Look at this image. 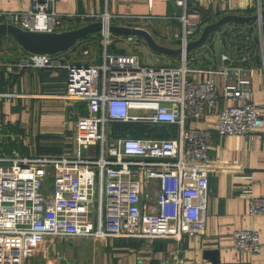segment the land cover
Returning a JSON list of instances; mask_svg holds the SVG:
<instances>
[{
	"label": "built area",
	"instance_id": "obj_1",
	"mask_svg": "<svg viewBox=\"0 0 264 264\" xmlns=\"http://www.w3.org/2000/svg\"><path fill=\"white\" fill-rule=\"evenodd\" d=\"M53 1L29 0L26 9L1 11L0 22L29 31H60L63 19L74 15L56 12ZM174 3L183 5V0ZM107 17H100L105 25ZM178 19L181 30L174 35L183 48L199 32L201 14L185 11ZM101 33L106 44L104 25ZM184 58L182 54L177 66H144L134 54L103 52L97 62L79 63L62 61L55 54L26 53L9 64L62 70L64 92L58 96L84 103L85 114L74 123L67 154L23 156L12 151L7 157L0 151V264H22L41 247L49 249L57 237L177 242L202 227L210 130L186 127L184 121L214 107L218 94L209 78L186 76ZM209 70L222 77L220 97L230 101L218 110L216 134L245 135L260 127L263 119L249 99L246 68L226 65ZM114 122L174 124L177 131L162 138L132 136L114 133ZM152 179L157 180L153 186ZM246 196L247 213L264 214V195ZM140 198L149 202L145 211ZM231 236L239 251L260 249L253 229L236 228ZM159 264L183 263L174 252Z\"/></svg>",
	"mask_w": 264,
	"mask_h": 264
},
{
	"label": "crops",
	"instance_id": "obj_2",
	"mask_svg": "<svg viewBox=\"0 0 264 264\" xmlns=\"http://www.w3.org/2000/svg\"><path fill=\"white\" fill-rule=\"evenodd\" d=\"M28 4L29 0H0V12L26 9ZM258 4L260 8L264 7V0H183V5H176L174 0H54L53 8L56 12L74 15L71 19H63L64 25L60 30L100 20L105 14L108 16V24L141 27L149 32L156 43L178 47L179 38L174 34L180 33L178 16L183 12L198 11L201 14L200 11H204L212 14L207 22L202 23L203 26L226 13L251 15ZM233 25L248 36L245 49L240 53H235L224 36V29ZM95 31L101 32V29ZM107 34V37L110 34L114 39H106L104 44L102 35L98 60L106 52L134 54L144 66H177L173 63L176 57L180 58L181 65V55L153 51L141 36L121 35L110 31ZM4 35L7 38L0 46V142H3V145L0 143V151L5 155L6 137L16 136L22 137L26 143L23 145L26 150L21 149L19 152L23 156L35 154V151L42 153L37 152L38 148L45 149L43 151L52 150L55 155L69 153L74 123L79 116L85 114L84 103L83 113L79 114V102L58 96L64 92L62 70L9 65L27 52L11 36ZM127 36H131V39L127 40ZM118 41L126 50L119 48L118 51L109 52L108 46ZM84 43L82 41L74 48L69 47L55 55L62 61L90 63L86 59H76L77 54H71L75 50H78V54L83 53V50L87 53ZM138 47L148 49L147 62L140 61ZM223 53L227 55L224 60L220 57ZM192 54L199 55L200 59L190 57ZM184 56L186 76L195 79L209 78L218 94L214 107L204 111L197 119L184 121L186 127L210 130L206 152L207 195L201 212L202 227L192 234L183 235L177 242L169 238L57 237L55 239L60 244L52 241L49 249L43 250L41 247L26 256L22 264H159L163 260H169L174 252L181 257L183 264H264V214L249 215L246 211L247 194L264 195V13L259 20L223 24L210 32L203 44L186 51ZM226 65L246 68L249 99L259 107L263 119L260 127L245 135L219 136L215 132L218 110L230 101L220 97L222 77L209 69L217 70ZM120 123L131 124L130 128L138 133L137 136L147 134L162 138L174 136L177 131L174 124L164 125L165 130H155L152 134V127L163 125ZM128 131L125 128L117 133L129 134ZM11 151L17 153L15 149ZM155 183L157 180L152 179V186ZM243 190H246L245 194ZM148 203L146 199L140 198L141 211L147 209ZM236 228L256 231L260 243L257 253L239 251L233 246L231 232ZM45 255L48 257L45 258Z\"/></svg>",
	"mask_w": 264,
	"mask_h": 264
},
{
	"label": "water",
	"instance_id": "obj_3",
	"mask_svg": "<svg viewBox=\"0 0 264 264\" xmlns=\"http://www.w3.org/2000/svg\"><path fill=\"white\" fill-rule=\"evenodd\" d=\"M263 13L264 7L260 8L258 4L256 11L251 15H240L235 13L223 14L214 21L204 24L198 35L188 40L183 48L180 46L167 47L160 45L154 41L147 30L141 27L107 24L106 28L108 31L115 34L141 36L146 45L153 51L169 55H182L184 52L203 44L208 34L219 29L223 24L228 22L245 23L251 19L259 20ZM103 25L101 20H96L70 29L43 32L29 31L10 23L0 22V35L7 34L11 36L17 45L27 53L56 54L71 47L77 39L84 35L101 29Z\"/></svg>",
	"mask_w": 264,
	"mask_h": 264
},
{
	"label": "rangeland",
	"instance_id": "obj_4",
	"mask_svg": "<svg viewBox=\"0 0 264 264\" xmlns=\"http://www.w3.org/2000/svg\"><path fill=\"white\" fill-rule=\"evenodd\" d=\"M149 29L152 32V29L151 28H149ZM103 38H104V35H103ZM103 38H102V33L99 32V36H98L97 40L95 39V37H91L89 39H85L84 40V42H85L84 45H85V47L87 49V53L83 54L81 52L80 54H78V50H75V51H72L71 54L74 55V56L77 54V56H75L76 59L79 58V59H86V60H88V62H97V61H99L98 60V56H99V52H100L99 48H100V45H101V40ZM111 38H112V40H110ZM106 39H109L110 41H113L114 37L109 34V36ZM133 41H134V38H133ZM119 48H124L126 50V47L122 46L119 43V41L118 42H114V43L112 42V45H109L107 50L109 52H115V51H118ZM138 48H139L138 52H139L140 61H142L143 63L147 62L148 59H149L148 58V54H147V53H149L148 49L147 48H140V47H138ZM200 49H202V48H200ZM197 54H199V53H197ZM197 54H192V55H190V57H195L196 59H200L199 55L196 56ZM179 62H180V58L176 57L173 60V63H175L177 65H179ZM81 111H82V107L79 108V114L83 113ZM145 132H147V131H145ZM153 133H155L154 128H153L152 134ZM6 141H7V144H6V149H5L6 150L5 156H7V157L12 156L14 154L11 150H14V149L17 150V153L20 154V155L22 154V153H19L21 149L22 150H26V147L23 146L26 143H25V141H24V139L22 137H16V136H9L8 137L7 136L6 137ZM50 149H52V148H50ZM24 152H26V154H27V151H24ZM40 154H52V150H50V151H42V153H40ZM58 241L59 240L54 239V243L55 244H57V243L60 244L59 243L60 241L59 242Z\"/></svg>",
	"mask_w": 264,
	"mask_h": 264
},
{
	"label": "trees",
	"instance_id": "obj_5",
	"mask_svg": "<svg viewBox=\"0 0 264 264\" xmlns=\"http://www.w3.org/2000/svg\"><path fill=\"white\" fill-rule=\"evenodd\" d=\"M201 12V23H205L209 20L210 17H212V14L208 13V12H204V11H200ZM99 36V31H93L91 33H88L86 35H84L81 39L75 41L71 47V48H74L75 45H77L78 43L84 41L85 39H89L91 37H95V39L97 40ZM224 36L227 37V39L229 40L230 44H231V47L234 48L235 50V53H240V52H243L244 49H245V41L247 39V34L246 33H242L239 29V27H236V26H232L231 28H227V29H224ZM7 38L6 35L4 34H1L0 35V46L3 44L4 40ZM247 42V41H246ZM82 102H79L78 103V106H81L82 107ZM77 105V104H76ZM84 105V104H83ZM131 124H122L120 122H114L111 124V127L113 128V131L114 133H117V132H121L123 131L125 128L126 129H129L128 133L129 135H132V136H137L138 133L137 132H134L132 131V129L130 128ZM153 128L152 127V131H153ZM154 130H157V131H160V130H165L164 128V125L163 126H155ZM45 149L43 148H38L37 152H41ZM49 151V150H48ZM36 153V151H35Z\"/></svg>",
	"mask_w": 264,
	"mask_h": 264
},
{
	"label": "bare ground",
	"instance_id": "obj_6",
	"mask_svg": "<svg viewBox=\"0 0 264 264\" xmlns=\"http://www.w3.org/2000/svg\"><path fill=\"white\" fill-rule=\"evenodd\" d=\"M104 27L106 28V25L104 24ZM184 54H185V52H184ZM181 55V54H180Z\"/></svg>",
	"mask_w": 264,
	"mask_h": 264
}]
</instances>
